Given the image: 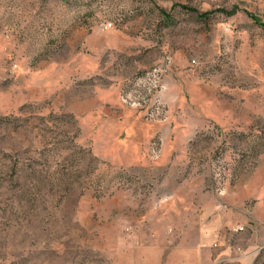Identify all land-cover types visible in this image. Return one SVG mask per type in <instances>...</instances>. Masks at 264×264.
<instances>
[{
	"label": "rangeland",
	"instance_id": "374dc122",
	"mask_svg": "<svg viewBox=\"0 0 264 264\" xmlns=\"http://www.w3.org/2000/svg\"><path fill=\"white\" fill-rule=\"evenodd\" d=\"M253 15L264 0H0V264H264ZM237 87L251 123H215Z\"/></svg>",
	"mask_w": 264,
	"mask_h": 264
},
{
	"label": "crops",
	"instance_id": "0c3cea01",
	"mask_svg": "<svg viewBox=\"0 0 264 264\" xmlns=\"http://www.w3.org/2000/svg\"><path fill=\"white\" fill-rule=\"evenodd\" d=\"M237 89V91L231 92L233 98L228 105H225L226 109L218 103L217 108L212 112V119L215 123H226L224 120L226 115L228 123H237L236 125H239V123H251V111H249V107L251 108V106L246 96V91L239 87ZM193 248V244L187 246V249L191 250Z\"/></svg>",
	"mask_w": 264,
	"mask_h": 264
},
{
	"label": "built area",
	"instance_id": "2783aa9c",
	"mask_svg": "<svg viewBox=\"0 0 264 264\" xmlns=\"http://www.w3.org/2000/svg\"><path fill=\"white\" fill-rule=\"evenodd\" d=\"M126 229H127V230H130L129 227H127ZM241 229H243V226H242V225H238V226L234 227V230H241ZM212 245H213V246H217V245H218L217 240H214V241L212 242ZM235 248H236V250H240L239 247H235Z\"/></svg>",
	"mask_w": 264,
	"mask_h": 264
},
{
	"label": "trees",
	"instance_id": "16d2710c",
	"mask_svg": "<svg viewBox=\"0 0 264 264\" xmlns=\"http://www.w3.org/2000/svg\"><path fill=\"white\" fill-rule=\"evenodd\" d=\"M253 17H254V19H255L257 22H259V23H261V24H264V21H262V20L258 19L257 17H255V15H253Z\"/></svg>",
	"mask_w": 264,
	"mask_h": 264
}]
</instances>
